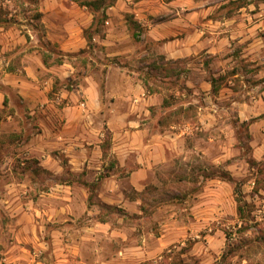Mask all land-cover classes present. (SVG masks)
<instances>
[{
	"label": "crops",
	"instance_id": "crops-1",
	"mask_svg": "<svg viewBox=\"0 0 264 264\" xmlns=\"http://www.w3.org/2000/svg\"><path fill=\"white\" fill-rule=\"evenodd\" d=\"M22 1L33 17L13 9L0 23L1 145L14 149L0 156V264L159 263L170 234L144 242L137 223L105 211L141 213L139 196L183 142L158 118L168 105L156 83L169 75L146 82L122 61L135 35L164 65L200 57L183 79L202 95L201 116L224 105L264 159V0ZM41 170L50 182L40 186ZM197 247L189 255L207 264Z\"/></svg>",
	"mask_w": 264,
	"mask_h": 264
},
{
	"label": "rangeland",
	"instance_id": "rangeland-1",
	"mask_svg": "<svg viewBox=\"0 0 264 264\" xmlns=\"http://www.w3.org/2000/svg\"><path fill=\"white\" fill-rule=\"evenodd\" d=\"M13 9L32 17L35 14L34 7L24 5L22 0H0V23H5L6 14ZM135 49L131 58L119 61L132 62L146 82H156L157 77L169 75L168 81L156 83L166 95L168 105V110L160 112L158 118L162 125L178 133L183 142L182 150L175 153L173 162L158 170L157 179L150 181L142 191L139 196L141 213L111 207L105 214H110L112 220L126 215L124 219L128 223H137L144 242L150 243L161 234H170V245L162 251L160 262L145 259L142 264H199L189 255L196 243L198 249L207 253V264H264V159L256 160L252 155L247 121H240L224 105L225 109L210 117L211 121L201 116L198 106L203 103L202 95L186 87L183 79L189 76L188 61L197 67L200 57L170 60L164 65L162 56L140 37L135 38ZM196 74L194 71L192 77ZM148 88L151 87L148 85ZM187 100L192 103L186 105ZM212 126L216 130L210 129ZM8 139L7 133L0 132V146ZM219 141L226 156L218 161L215 144ZM13 152L14 149L0 147V156ZM29 162L36 170L34 160ZM39 173L40 186L48 184V172L41 170ZM221 173L228 176L233 173L246 204L245 218L238 215L233 193L235 184L226 180L209 181L210 176ZM29 251H33L32 246Z\"/></svg>",
	"mask_w": 264,
	"mask_h": 264
},
{
	"label": "trees",
	"instance_id": "trees-1",
	"mask_svg": "<svg viewBox=\"0 0 264 264\" xmlns=\"http://www.w3.org/2000/svg\"><path fill=\"white\" fill-rule=\"evenodd\" d=\"M105 2V0H95L93 2H91L92 4H95L96 7H99L100 5H102L103 3ZM245 2L242 1V0H239V2H237V4L240 6V5H243ZM136 38V35L134 36ZM88 40H89V37H88ZM223 179H226L230 182H233L235 184V188H234V196H235V200L237 201L238 203V206H237V211H238V215L240 218H245L244 217V206L246 205L245 202H243L242 200V192L241 190L239 189L236 181L231 177V176H228L226 175L225 173H221L219 174Z\"/></svg>",
	"mask_w": 264,
	"mask_h": 264
},
{
	"label": "built area",
	"instance_id": "built-area-1",
	"mask_svg": "<svg viewBox=\"0 0 264 264\" xmlns=\"http://www.w3.org/2000/svg\"><path fill=\"white\" fill-rule=\"evenodd\" d=\"M82 105L84 104V102L81 103Z\"/></svg>",
	"mask_w": 264,
	"mask_h": 264
}]
</instances>
